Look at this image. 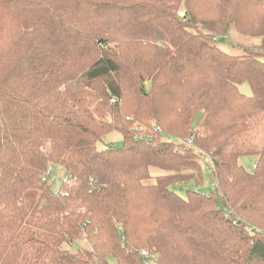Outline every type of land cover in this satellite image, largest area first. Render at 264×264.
Returning <instances> with one entry per match:
<instances>
[{
	"label": "trees",
	"instance_id": "16d2710c",
	"mask_svg": "<svg viewBox=\"0 0 264 264\" xmlns=\"http://www.w3.org/2000/svg\"><path fill=\"white\" fill-rule=\"evenodd\" d=\"M142 251L264 264V0H0V264Z\"/></svg>",
	"mask_w": 264,
	"mask_h": 264
},
{
	"label": "built area",
	"instance_id": "2783aa9c",
	"mask_svg": "<svg viewBox=\"0 0 264 264\" xmlns=\"http://www.w3.org/2000/svg\"><path fill=\"white\" fill-rule=\"evenodd\" d=\"M111 102L113 104L118 102V99L113 98L111 100ZM156 131H161L159 128L156 129ZM188 146H193V140H189L188 141ZM256 169V166H253V170ZM207 173L209 176H213V170L207 168ZM42 181L48 185H50L51 187H53L54 185L57 187L56 190H54V192L56 193V195H61L64 197H69L70 193L69 190L72 188L73 186V181L70 179L69 176L62 174L61 176L56 175V171L55 168L52 166H49L47 171L44 173L43 175V179ZM211 190H215V185L214 182L211 186ZM78 212H82L85 213V209L84 208H80L78 210ZM250 233H252L250 231ZM141 256L144 259V264H154L155 263V259L154 257L147 251H142L141 252Z\"/></svg>",
	"mask_w": 264,
	"mask_h": 264
},
{
	"label": "rangeland",
	"instance_id": "374dc122",
	"mask_svg": "<svg viewBox=\"0 0 264 264\" xmlns=\"http://www.w3.org/2000/svg\"><path fill=\"white\" fill-rule=\"evenodd\" d=\"M232 42L233 43H242V44H245V45H251L250 43H252V44H256L257 43V41H251V40H248L246 38L240 37L236 33H233V35H232ZM230 50H232V49H230ZM241 91L245 95H251V90H250L248 85L242 86ZM111 142L114 143V144L120 145L122 143V135L119 134V133L110 134L104 140V145L107 146ZM254 162H255L254 158H244L242 160V164L249 171L253 170ZM62 174H63L62 170L61 171L60 170L56 171V175L61 176ZM212 184H213V178L211 176H208L207 182H206V186L203 189V191L210 192ZM52 188L56 190L57 187L54 185ZM180 194L185 195L183 193H180ZM83 245H85V242L83 240H79L78 242L75 243V245L73 247H70V249L75 251V250H77L79 247H81Z\"/></svg>",
	"mask_w": 264,
	"mask_h": 264
}]
</instances>
